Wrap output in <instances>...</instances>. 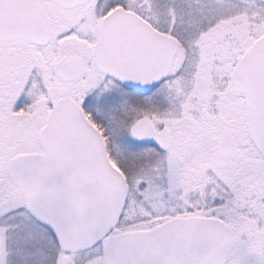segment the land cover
Returning <instances> with one entry per match:
<instances>
[{
	"label": "snow or ice",
	"instance_id": "snow-or-ice-1",
	"mask_svg": "<svg viewBox=\"0 0 264 264\" xmlns=\"http://www.w3.org/2000/svg\"><path fill=\"white\" fill-rule=\"evenodd\" d=\"M0 264H264V0H0Z\"/></svg>",
	"mask_w": 264,
	"mask_h": 264
}]
</instances>
